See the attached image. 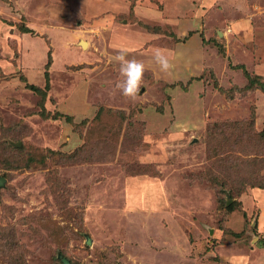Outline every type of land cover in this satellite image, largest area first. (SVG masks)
Instances as JSON below:
<instances>
[{
	"label": "rangeland",
	"instance_id": "1",
	"mask_svg": "<svg viewBox=\"0 0 264 264\" xmlns=\"http://www.w3.org/2000/svg\"><path fill=\"white\" fill-rule=\"evenodd\" d=\"M233 65L264 84V0H0V264H264V89Z\"/></svg>",
	"mask_w": 264,
	"mask_h": 264
},
{
	"label": "clouds",
	"instance_id": "2",
	"mask_svg": "<svg viewBox=\"0 0 264 264\" xmlns=\"http://www.w3.org/2000/svg\"><path fill=\"white\" fill-rule=\"evenodd\" d=\"M153 58L163 71H168L172 67L159 49L155 50ZM115 60L119 63V73L123 78L116 86L120 90L121 95L134 102L137 100L144 83L145 65L142 61H138L135 58H127L126 51L118 53Z\"/></svg>",
	"mask_w": 264,
	"mask_h": 264
},
{
	"label": "trees",
	"instance_id": "3",
	"mask_svg": "<svg viewBox=\"0 0 264 264\" xmlns=\"http://www.w3.org/2000/svg\"><path fill=\"white\" fill-rule=\"evenodd\" d=\"M218 50H219L220 55H222V56L224 55L225 56V49H224V46L222 44L218 45ZM232 67H235L233 69H236L238 71L240 70V71H242L244 73V76H245V78L248 81V86L246 88H248V89L251 88V90H252V88H254L252 86L254 80H258V81L261 80V82H262V78L263 77L260 76V75H258V74H254V73H253L254 75H252L247 70V67L246 66H244V65H236V66H234L233 65ZM261 82L259 81L260 84H261ZM260 87L264 89V84L262 83ZM236 89L238 90V88H236ZM233 206L234 205H230V206L227 207V209L233 211V209L235 208V206L234 207Z\"/></svg>",
	"mask_w": 264,
	"mask_h": 264
},
{
	"label": "water",
	"instance_id": "4",
	"mask_svg": "<svg viewBox=\"0 0 264 264\" xmlns=\"http://www.w3.org/2000/svg\"><path fill=\"white\" fill-rule=\"evenodd\" d=\"M82 45L83 46H86L87 44H86V42L82 41ZM3 184H4V180H1L0 181V187L3 186ZM91 243H92V240L88 237L87 244L90 245ZM59 257L62 260V264H74V263L71 262L70 259H68L66 257H63L62 255H60Z\"/></svg>",
	"mask_w": 264,
	"mask_h": 264
},
{
	"label": "crops",
	"instance_id": "5",
	"mask_svg": "<svg viewBox=\"0 0 264 264\" xmlns=\"http://www.w3.org/2000/svg\"><path fill=\"white\" fill-rule=\"evenodd\" d=\"M104 1H106V0H104ZM108 20H110V18H109ZM100 21H101V19H100ZM111 31H112V30H111ZM114 33H115V35L113 34V36H115V40L119 41L118 39L120 38V35H116V31H115ZM113 36H112V37H113ZM111 39H112V38H111ZM187 41H189V40H187ZM116 45H117V43H116ZM118 45H120V44H118ZM258 75H259V74H258ZM256 193H257V197H259V199H260V201H261V206L264 207V196H263V192H261V190L258 189ZM262 210H263V212H264V208H262Z\"/></svg>",
	"mask_w": 264,
	"mask_h": 264
},
{
	"label": "bare ground",
	"instance_id": "6",
	"mask_svg": "<svg viewBox=\"0 0 264 264\" xmlns=\"http://www.w3.org/2000/svg\"><path fill=\"white\" fill-rule=\"evenodd\" d=\"M85 42V41H84ZM87 44V43H86Z\"/></svg>",
	"mask_w": 264,
	"mask_h": 264
}]
</instances>
